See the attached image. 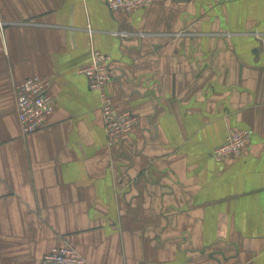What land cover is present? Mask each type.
<instances>
[{
  "label": "crops",
  "instance_id": "1",
  "mask_svg": "<svg viewBox=\"0 0 264 264\" xmlns=\"http://www.w3.org/2000/svg\"><path fill=\"white\" fill-rule=\"evenodd\" d=\"M93 48L138 117L114 145L81 72ZM33 76L55 110L25 134ZM234 128L251 142L218 161ZM64 244L91 264H264V0H0V264Z\"/></svg>",
  "mask_w": 264,
  "mask_h": 264
},
{
  "label": "built area",
  "instance_id": "2",
  "mask_svg": "<svg viewBox=\"0 0 264 264\" xmlns=\"http://www.w3.org/2000/svg\"><path fill=\"white\" fill-rule=\"evenodd\" d=\"M154 0H106L113 11L132 12L150 6ZM86 75L89 86L100 90L101 109L105 119L108 142L117 144L124 135L132 131L138 122L133 110H116L107 86L114 81L117 71L112 55L93 48L90 62L81 69ZM51 81L44 76L27 78L17 85L16 105L22 130L31 133L46 125L55 110V100L51 93ZM252 131L247 128H234L226 142L213 150L218 161L234 158L244 153L251 142ZM41 264H91L75 247L70 244L56 246L47 252Z\"/></svg>",
  "mask_w": 264,
  "mask_h": 264
}]
</instances>
